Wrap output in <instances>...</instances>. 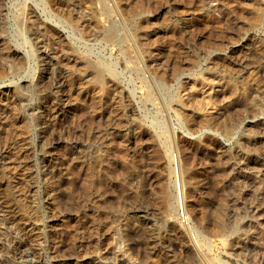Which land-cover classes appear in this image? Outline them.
Returning <instances> with one entry per match:
<instances>
[{
    "label": "rangeland",
    "instance_id": "374dc122",
    "mask_svg": "<svg viewBox=\"0 0 264 264\" xmlns=\"http://www.w3.org/2000/svg\"><path fill=\"white\" fill-rule=\"evenodd\" d=\"M0 264H264V0H0Z\"/></svg>",
    "mask_w": 264,
    "mask_h": 264
},
{
    "label": "bare ground",
    "instance_id": "6f19581e",
    "mask_svg": "<svg viewBox=\"0 0 264 264\" xmlns=\"http://www.w3.org/2000/svg\"><path fill=\"white\" fill-rule=\"evenodd\" d=\"M104 7V6H103ZM104 10V13L107 14L110 10L107 11V8H103ZM103 13V12H102ZM103 13V14H104ZM101 14V13H100ZM112 15V14H111ZM90 19V18H89ZM123 26V25H122ZM116 33H117V26L115 24H112L110 26V28L105 32L104 34V38L109 41V42H112L113 39L115 38L116 36ZM122 34V33H121ZM127 37V36H126ZM105 40V41H106ZM116 41V40H115ZM124 42V41H123ZM104 62V61H103ZM112 66V65H111ZM110 65H106L104 63H100L98 66H93L92 64L90 63H86L85 67L86 69L88 70L89 74L93 77V79H95L96 81H104V79L107 76V73L109 74V76L111 75V77H113V79L115 80L116 79V76H115V72H116V69L113 70V68L111 67ZM117 74V73H116ZM116 82V81H115ZM254 96V95H253ZM150 95L147 96V99L150 100ZM152 99V98H151ZM151 101V100H150ZM231 127V126H230ZM172 144V143H171ZM173 178H174V186H175V199H176V206H177V210H180L181 208L184 207V201H183V198H182V192H181V187H180V184H179V179H178V170H176L175 168H173ZM219 186V185H218ZM174 196V195H173ZM254 214H258V209L255 211ZM224 224L222 223V221H219L218 219V225H217V230H215L216 232L217 231H221L224 229ZM213 234V233H212Z\"/></svg>",
    "mask_w": 264,
    "mask_h": 264
}]
</instances>
